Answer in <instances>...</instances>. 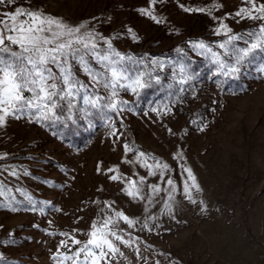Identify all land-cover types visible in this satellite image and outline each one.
I'll list each match as a JSON object with an SVG mask.
<instances>
[{
	"label": "rangeland",
	"instance_id": "374dc122",
	"mask_svg": "<svg viewBox=\"0 0 264 264\" xmlns=\"http://www.w3.org/2000/svg\"><path fill=\"white\" fill-rule=\"evenodd\" d=\"M181 5L206 11L185 12ZM18 7L39 8L72 25H94L121 54L142 60L149 71L152 60L163 68L152 72L160 84L139 97L121 92L132 110L112 113L111 127L90 115L74 116L55 128L26 119L9 120L0 128V154H6L0 167L8 169L0 172L6 186L0 195L5 205L0 207V264H58L53 257L68 239L61 233L85 243L91 226L109 217L118 234L131 242H116L123 255L111 264H264V71L257 62L242 68L238 78L216 76L209 56L192 48L202 40L223 59L218 44L227 37L216 34L221 24L240 34L262 23L234 15L248 4L15 0L0 5V18ZM141 9L162 22L142 15ZM178 61L193 76L183 85L178 83ZM80 79L88 82L83 74ZM157 163L168 165L163 176ZM184 169L192 170L200 191L191 188ZM185 182L196 203L185 196ZM136 188L140 192L134 199L127 192ZM29 196L36 211L22 210L32 207ZM69 246L75 251L82 245L69 240Z\"/></svg>",
	"mask_w": 264,
	"mask_h": 264
},
{
	"label": "snow or ice",
	"instance_id": "6c2138e0",
	"mask_svg": "<svg viewBox=\"0 0 264 264\" xmlns=\"http://www.w3.org/2000/svg\"><path fill=\"white\" fill-rule=\"evenodd\" d=\"M14 2L15 0H0V5ZM152 2L155 3L156 0ZM244 2L249 7L239 9L234 15L262 23L240 34H232L227 25L221 24L216 29V34L223 33L227 37L218 44V48L223 50V59L220 53L213 51L204 41L192 43L193 50L209 56L210 61L216 65L213 75L238 78L242 68L257 62L262 65L259 70L264 71V4H259L257 0ZM181 7L185 12L206 11L204 8ZM138 11L156 23L162 22L147 10ZM207 11L210 14L211 9ZM3 17L0 18V128H5L9 120L21 119L55 128L73 121L74 116L86 119L90 115L100 116L106 126L111 127L112 113L119 116L124 111L132 110L129 102L120 98L121 92H131L139 97L143 90L160 84V77L153 76L152 72L156 68L162 69V63L152 60L150 63L154 67L149 71L142 60L117 51L110 39L96 32L94 25L89 27L86 22L72 25L34 7H18L12 13H3ZM128 32L134 40L138 39L132 29L129 28ZM241 43L243 46H240ZM177 63L180 75L178 83L183 85L193 76L186 64L180 61ZM80 74L87 76L88 82L81 80ZM176 74L177 70H174L173 75ZM179 91L183 92L184 89L181 87ZM77 101L80 102V107H77ZM112 134L115 135V132ZM125 150L132 151L128 145H125ZM144 155L140 152V157ZM4 159L6 154H0V160ZM156 167L160 169L161 176L163 170L168 169L167 164L157 163ZM2 171L8 169L0 167V172ZM184 171L191 181V188L200 191L192 170ZM11 174L17 175L14 169ZM149 174L156 173L150 171ZM110 178L119 179L117 176ZM167 183L173 185L171 179ZM5 187L4 182L0 181V195L4 194ZM151 187L154 192L160 191L155 185ZM191 188L185 182L184 194L190 202L196 203L192 198ZM139 192L140 189L136 188L127 194L135 199ZM27 203L32 207L22 210H37L35 201L30 196L27 197ZM0 207L5 205L0 203ZM166 207L169 212L172 211L170 206ZM9 210L16 212L20 209L10 207ZM116 216L129 226L133 224L124 213L117 212ZM91 229L85 243L68 233H61L68 239L60 242L53 257L58 264H111L117 255H123L116 242L130 246L131 242L118 234L116 221L111 217L99 224L94 223ZM69 240L71 245L82 246L73 251ZM61 248L66 251H59ZM3 259L0 255V260Z\"/></svg>",
	"mask_w": 264,
	"mask_h": 264
}]
</instances>
